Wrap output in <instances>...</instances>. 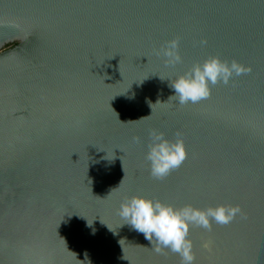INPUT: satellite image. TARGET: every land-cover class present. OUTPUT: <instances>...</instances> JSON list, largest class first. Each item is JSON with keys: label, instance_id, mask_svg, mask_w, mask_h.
<instances>
[{"label": "water", "instance_id": "obj_1", "mask_svg": "<svg viewBox=\"0 0 264 264\" xmlns=\"http://www.w3.org/2000/svg\"><path fill=\"white\" fill-rule=\"evenodd\" d=\"M212 57L250 71L174 103ZM153 130L186 150L163 179ZM132 196L238 208L190 226L193 264H264V0H0V264H181L123 224Z\"/></svg>", "mask_w": 264, "mask_h": 264}, {"label": "clouds", "instance_id": "obj_2", "mask_svg": "<svg viewBox=\"0 0 264 264\" xmlns=\"http://www.w3.org/2000/svg\"><path fill=\"white\" fill-rule=\"evenodd\" d=\"M178 47L179 42L171 40L157 53L164 57L166 66L174 67L181 63ZM249 71L235 61L229 65L212 57L203 64L193 65L190 70L172 80L169 87L174 94L171 97H175L174 103L180 105L195 104L210 96V86L228 84L234 75L240 76ZM149 138L145 159L149 163L150 174L156 179H163L186 159L183 140L177 136L175 141H171L162 132L155 130L149 133ZM236 212L238 208L225 206L203 210L190 205L176 208L156 199L132 196L120 204L118 215L124 221L123 224L143 234L151 246L155 242V252L162 253L167 249L180 256L181 264H193L192 242L188 239L190 226L210 229L211 221L227 224ZM204 246L207 247V244Z\"/></svg>", "mask_w": 264, "mask_h": 264}, {"label": "rangeland", "instance_id": "obj_3", "mask_svg": "<svg viewBox=\"0 0 264 264\" xmlns=\"http://www.w3.org/2000/svg\"><path fill=\"white\" fill-rule=\"evenodd\" d=\"M12 46H14V44H13V43H11V44H7L6 46H4V48H3V49H8V48H11Z\"/></svg>", "mask_w": 264, "mask_h": 264}]
</instances>
